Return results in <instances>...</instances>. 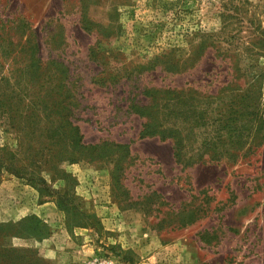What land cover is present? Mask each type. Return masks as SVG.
<instances>
[{
	"label": "rangeland",
	"instance_id": "rangeland-1",
	"mask_svg": "<svg viewBox=\"0 0 264 264\" xmlns=\"http://www.w3.org/2000/svg\"><path fill=\"white\" fill-rule=\"evenodd\" d=\"M151 236L186 240L173 264H264V0H0V245L143 264Z\"/></svg>",
	"mask_w": 264,
	"mask_h": 264
},
{
	"label": "trees",
	"instance_id": "trees-1",
	"mask_svg": "<svg viewBox=\"0 0 264 264\" xmlns=\"http://www.w3.org/2000/svg\"><path fill=\"white\" fill-rule=\"evenodd\" d=\"M256 95V94H255ZM258 106L259 104L256 102V104L253 105V114L258 113ZM225 118V119H224ZM221 120H227L229 118H226L224 116ZM75 130L76 136L79 134V130L77 127H73ZM156 131V132H155ZM145 134L149 136H155V135H161L163 138L166 135H171L172 133L169 131H160L157 129H152L151 125L145 126ZM81 140V136H80ZM180 143H176L175 147V157L179 159L181 153L179 150H182L179 146ZM213 159V157H211ZM72 160H76L75 158ZM199 160H203V157H200ZM2 167H5L4 165ZM11 174L15 175L19 179L25 180L28 184L32 185L37 189L41 194L46 193L48 197L57 199V205L61 210H64L68 214L70 206H74V200L72 198H69L66 194H62L60 191L53 189L49 186L47 180L45 177L41 175L39 171L36 169L30 168L25 173L18 170H11L9 168L6 169ZM74 208H77V206H74ZM78 211V210H77ZM89 219V216L87 217ZM32 222V225H30V229H38L40 224L38 222H34L35 219L33 217L26 218L23 221L19 223L20 231L18 233H15V235H23L25 234L26 230H23V226L26 222ZM80 225V223H77ZM27 233V232H26ZM125 262H128L129 264H134V261L132 259H128L123 256L122 258ZM0 264H46L44 259L39 255V252L37 249L34 248H15L13 246H10L6 243H3L0 245Z\"/></svg>",
	"mask_w": 264,
	"mask_h": 264
},
{
	"label": "crops",
	"instance_id": "crops-1",
	"mask_svg": "<svg viewBox=\"0 0 264 264\" xmlns=\"http://www.w3.org/2000/svg\"><path fill=\"white\" fill-rule=\"evenodd\" d=\"M125 217H127V214L124 215ZM130 244L132 243V246L134 244V239L131 241H129ZM140 242L139 246H136L138 248L137 252L138 254L142 257L143 260V264H152L153 261H156V264H173V262H176L178 260L181 259V254L180 251H175V249H173L172 253H169L168 251H166L167 249L171 250L173 247H177L182 249V251L184 252V248L187 247V243L185 239H175L171 244L173 246H165V248H161V250H151L148 252V250H150L149 248L151 247L149 245L153 243V237L151 236L150 240L147 239H143V238H139L138 239V244ZM144 243H146V245H144Z\"/></svg>",
	"mask_w": 264,
	"mask_h": 264
},
{
	"label": "built area",
	"instance_id": "built-area-1",
	"mask_svg": "<svg viewBox=\"0 0 264 264\" xmlns=\"http://www.w3.org/2000/svg\"><path fill=\"white\" fill-rule=\"evenodd\" d=\"M93 264H96V262H93Z\"/></svg>",
	"mask_w": 264,
	"mask_h": 264
}]
</instances>
